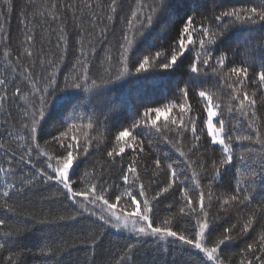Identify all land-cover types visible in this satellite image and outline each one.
Instances as JSON below:
<instances>
[{
    "label": "trees",
    "instance_id": "16d2710c",
    "mask_svg": "<svg viewBox=\"0 0 264 264\" xmlns=\"http://www.w3.org/2000/svg\"><path fill=\"white\" fill-rule=\"evenodd\" d=\"M261 5L264 0H164L159 9L160 0H115V4L113 0H0V79L6 81V86H0V96H6L0 103V168L7 167L6 153L14 152L19 157L26 147L32 148L31 158L37 168L47 169L49 157L56 167L66 154L64 146L76 144L79 151L73 152L78 159L69 172L75 191L87 192L95 187L96 193L117 204L116 211L122 214L134 207L126 203L129 184L135 181L137 190L144 184L147 193L139 199H147L150 207L155 205L154 226L192 238L198 231L197 220L207 219L204 246H216L224 235L231 238L217 249L219 264H262L264 85L258 74L264 72V22H229L221 31L215 21L221 10ZM153 9L159 11L154 13ZM133 13L141 21L153 15L151 25L142 31H138V21L129 26L127 20L134 19ZM189 17L195 20L193 44L186 45L185 55L172 68L162 69L160 65L178 50V30ZM201 25L209 28L208 39L213 32L221 34L215 44L205 45L213 50V59L206 69L201 59L197 75L190 71V63L201 51ZM122 32L132 41L126 54L127 41ZM221 56L225 57L223 66L218 63ZM145 58L149 64L138 71ZM232 67L247 68L248 78L232 74ZM53 74L55 83L49 86L48 78ZM45 88L47 93L43 92ZM184 88L187 99L180 98V89ZM201 91L223 121L225 142L233 156L229 165H221L225 153L207 136V100L199 96ZM245 92L256 101L254 109L247 102L241 109ZM41 95L47 101L46 114L38 126L37 140L31 144L24 124L31 126V113L39 109ZM181 104L185 107L182 114ZM173 105L167 119L157 121L156 127L161 129L157 133L151 124L156 116L149 109ZM190 119L195 122V136ZM124 130L131 136L117 140ZM244 136L250 139H242ZM120 147L125 148L122 154ZM41 151L46 155L38 156ZM156 160L161 161L160 168ZM15 167L17 175L7 180L0 172V220L5 221L0 227V264H119V257L133 245L131 259L125 264H212L199 250L172 238L136 237L123 229L98 227L96 217L88 212L75 222L60 220L78 206L65 198L62 193L66 190L55 181L26 186L23 193L10 190L8 204L15 209L10 212L2 206L6 184H19L20 169L27 177L36 171L18 163ZM130 167H136L135 174L127 171ZM173 169L183 178L174 182ZM123 175L129 176V184H124ZM169 184V193L156 204L154 193ZM237 187L245 191L238 194L237 201H231ZM185 188L196 213L200 212L199 196L204 195L206 218L187 206ZM245 195L248 200L241 203ZM226 199L228 204L224 203ZM99 205L94 210L107 214L102 201ZM85 207L92 209L93 205L85 202ZM181 207L184 212H180ZM17 225L25 229L20 235H15ZM6 231L13 236H6ZM249 244L253 245L251 251L247 249ZM53 249L59 250L46 255Z\"/></svg>",
    "mask_w": 264,
    "mask_h": 264
},
{
    "label": "snow or ice",
    "instance_id": "6c2138e0",
    "mask_svg": "<svg viewBox=\"0 0 264 264\" xmlns=\"http://www.w3.org/2000/svg\"><path fill=\"white\" fill-rule=\"evenodd\" d=\"M164 3V0H160V7ZM113 4H115V0H113ZM159 9H153V12L159 11ZM113 12H116V8H112ZM243 14V15H242ZM3 13L0 12V16H2ZM133 20H127V23L129 26H134V21H138L140 23V29L138 31H142L147 26H150L153 21V15H149L146 17L145 20L141 21L140 18L136 15V13H133ZM112 17L109 16L108 19H111ZM215 21L219 22L217 24V27L219 29L224 30L228 27L229 22H250L251 24H256L258 22H264V5H261L258 7H251L248 9H232V10H221L219 12V15L215 16ZM196 31L195 28V20L192 17H189L183 26L178 30V50H174L171 52L170 60H167V62L160 65L162 69H170L177 63V61L185 55L186 52V45H192L193 44V32ZM3 34V25H0V35ZM63 35V33H61ZM209 28L204 27L201 25V28L198 31V35L203 37L199 41L200 49L201 51L197 53L195 61H191L190 63V71L194 74L199 75V64L201 63L205 66V69L207 68L209 61L213 59V50L211 48H206L205 45H213L216 43V39L219 37L221 32H213L212 38L208 39L209 37ZM122 37L127 41V47H125L124 52L125 54L129 51L132 41L128 40L125 33H121ZM159 55V53L157 54ZM219 65L223 66L225 64V57L221 56L218 60ZM149 64V60L145 58L142 63L139 65V70H144L145 65ZM231 73L234 74L237 77H242L244 79L248 78V69L247 68H240V67H232ZM54 75L50 76L49 79V86L51 84L55 83ZM259 82L264 85V72H260L258 74ZM240 83H243V80L239 81ZM0 86H6V81L4 79H0ZM76 88H80V84L74 85ZM35 87V85H33ZM87 90V89H85ZM43 92L47 93L48 89H43ZM181 99H187L188 98V91L186 88L180 89ZM51 95V93H48ZM199 96L201 98H205L207 100V136L210 138V141L213 145L221 146L222 151L225 153L224 159L220 161L221 165H229L232 162L233 156L231 155L230 148L225 145V140L220 138V134L223 131V121L217 120V123L221 125L220 130L218 131L217 128L214 126V118L217 117V112L213 110V105L211 103V100L206 97L205 92L201 91L199 93ZM6 99V96H0V103H2ZM245 102H247V106L251 108H255L256 101L254 99L250 100L247 93L245 92L240 99V107L243 109L245 107ZM47 101L43 95L39 98V104L40 107L33 113H31V126L29 127L28 124H24V128L26 129L25 136L27 137L28 141L31 144H35L37 140V129L40 125L41 120L45 116V108ZM175 107L170 106L168 109H163L160 107L149 109V112H154L156 119L151 121L152 126L155 128L157 133H160L161 129L159 127H156L157 121L161 119V117H164L167 119V113L171 111V108ZM181 114L185 111L184 104L180 105ZM244 114V113H242ZM145 115H148L146 112ZM251 116L255 117V111L251 113ZM173 124H176V121H172ZM189 123H191L193 126L191 127V131L193 135L195 136L196 128L194 126L195 122L190 119ZM75 127V125H73ZM181 130L187 131V128L184 126H181ZM131 136V133L128 130L120 131L119 135L117 137V140L124 141L125 138H128ZM21 139H24L25 137H20ZM197 140L199 139L198 136L195 137ZM239 138V137H238ZM244 140L250 139L249 136L242 137ZM2 147V145H0ZM38 147V145H37ZM134 147V146H133ZM73 149L77 148L76 144H68L64 146V152L66 154H62V159L57 161V166L53 167L51 161V157H49V162L47 163V169H51V172H48L47 169L37 168L36 164L32 160V148L26 147L24 149V154L17 157L14 152L12 153H6L8 155L7 160V167L6 168H0V172L4 173V176L7 180L8 177H15L17 175L18 169L15 167V164L18 163L20 165L29 166L31 168H36V171L33 173L32 177H27L23 175L22 169L19 171L21 172V179L19 181V184L15 183V181L11 183L6 184V190L2 193V196L5 198L4 204L2 205L4 208H6L10 212H15V209L11 207L8 204V198L10 196V190L17 192V193H23L26 186H35L37 184H48L51 181H55V184L57 186H62L65 192L62 194L65 196L66 199L70 200L74 205H77V209L74 213H70L67 217L60 216V220H69L72 222H75L78 220V217L84 216L85 212H88L90 216L96 217L97 226L103 225L106 227H111L117 231H120L121 229L126 230L130 232L131 234L135 235L136 237H158L161 240H165L167 238H172V240H176L181 242L184 245H188L192 247L193 249L199 250L204 254V257H206L207 261L212 262V264H219V258L216 255L217 249L220 245H223L226 241H229L231 238L227 235H224L221 239H219L216 242V246H213L211 248H208L202 244V239L205 235V230L209 227V222L207 219H205L204 222H200L197 220L198 225V231H195L192 238L189 237V235L185 234H178L177 231L172 230L168 227H159L154 226L155 218H156V210L155 205L152 207L149 206V201L145 199L141 202L139 197L146 196L147 189L145 188L144 184H139V188L137 190L136 188V182L134 181L132 184H129V176L123 175L122 179L124 184H129V188L127 190V196L128 200L126 203H129L130 205H133L131 211L123 212L122 214H118L116 211L117 204H113L109 202V199L105 198L104 195H100L96 193V188L93 187L91 190L87 192H77L73 189L70 181L69 172L72 168L74 162L78 159L77 156L74 155ZM88 149H84V152L87 153ZM125 148L120 147L119 153H124ZM39 155H46V153H43L42 151L37 154ZM113 152H108V156H112ZM181 156L184 155L183 152L180 153ZM241 159H244L242 156ZM155 165L157 168H160L161 161L156 160ZM168 167L171 169L172 165L169 164ZM128 172L135 174L137 169L136 167H130L127 169ZM219 171H217V175H219ZM171 177L173 181L175 182L178 179H182V175L179 174L175 169L171 171ZM139 178L137 177V180ZM172 187L171 184H169L166 187H163L162 189H159L156 191L152 197L153 201L156 202V204L159 203L160 197L163 196L166 193H169L170 188ZM101 191H104L101 189ZM245 191V188L243 187H237L236 192L237 195H233L230 197L231 201H237L239 199L238 194L240 192ZM115 195V193H113ZM183 196L186 200L187 206L191 209L193 213H196V209L192 206L193 202L188 197V190L187 188L183 191ZM76 197H82V200H76ZM117 200H119V197H117ZM248 200V197L245 195L243 197V200L240 202L243 203V201ZM103 202V206H106L107 214H104L102 211L101 213H97L94 209L99 205V202ZM85 202H88L89 204L93 205L92 209H88L85 207ZM141 203L143 204V211H141ZM199 203H200V212L196 213L197 216H203L207 217L208 213L204 210V195L200 194L199 196ZM225 204L229 203V200L226 199L224 201ZM180 212H184V208H180ZM149 213L152 214V218H150ZM54 221H40V223H53ZM131 222V228L129 227V223ZM251 222L249 221V225H246L244 227V232L246 233L248 231V227L250 226ZM5 225V221L0 220V227H3ZM25 229H23L21 226L17 225V229L15 232V235H20ZM8 237L13 236V232L6 231L4 233ZM93 244H95V236L91 237ZM133 246H129L128 249L124 252L123 255L119 257V264H125L126 261L131 259V253ZM0 248H3V245L0 244ZM253 248L252 244L247 245V249L251 251ZM59 249H53L52 251L46 253V255H52L54 252L58 251ZM264 251V249H262ZM257 260H260V257H256ZM262 264H264V261H262Z\"/></svg>",
    "mask_w": 264,
    "mask_h": 264
},
{
    "label": "rangeland",
    "instance_id": "374dc122",
    "mask_svg": "<svg viewBox=\"0 0 264 264\" xmlns=\"http://www.w3.org/2000/svg\"><path fill=\"white\" fill-rule=\"evenodd\" d=\"M213 110L217 112V117L214 118V121H213V122H214V126H215V127L217 128V130L219 131L220 128H218L217 125H216V123H215V121L218 119V111H217L214 107H213ZM224 136H225V132H224V129H223V131H222L221 134H220V138H222V139L225 140ZM225 145H227L226 142H225ZM216 146H218V145H216ZM227 146H228V145H227ZM218 147L221 148V146H218ZM221 149H222V148H221ZM230 150H231V149H230ZM231 155H232V151H231Z\"/></svg>",
    "mask_w": 264,
    "mask_h": 264
}]
</instances>
